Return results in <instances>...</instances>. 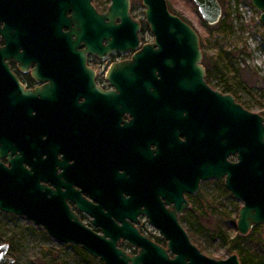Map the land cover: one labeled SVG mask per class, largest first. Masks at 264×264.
I'll return each instance as SVG.
<instances>
[{
  "label": "flooded vegetation",
  "instance_id": "1",
  "mask_svg": "<svg viewBox=\"0 0 264 264\" xmlns=\"http://www.w3.org/2000/svg\"><path fill=\"white\" fill-rule=\"evenodd\" d=\"M48 10L73 14L70 0H0L1 57L21 85L10 80L1 116L13 123L6 129L30 140L24 164L86 227L111 237L114 224L127 222L173 257L153 220L178 222L193 242L200 194L216 178L199 180L187 166L194 156L186 134L157 126L151 96L131 95L129 81L112 73L133 53L101 56L84 44L73 49L76 35L64 36L71 27L62 24L61 35L56 31L61 17L42 25L45 30L30 22ZM17 152L9 150L3 161L11 166ZM118 245L130 255L142 248L124 236Z\"/></svg>",
  "mask_w": 264,
  "mask_h": 264
},
{
  "label": "water",
  "instance_id": "2",
  "mask_svg": "<svg viewBox=\"0 0 264 264\" xmlns=\"http://www.w3.org/2000/svg\"><path fill=\"white\" fill-rule=\"evenodd\" d=\"M142 1L153 41L142 42V21L132 13V0H111L103 12L96 8L93 0H70L73 9L70 17L54 15L59 11L48 10L44 16L36 15L30 22L44 29L42 25H52L61 17L56 31L59 32L62 24L71 27L64 36L76 35L72 46L75 50L84 44L87 52L101 56L132 52L133 59L114 65L112 73L129 81L131 95L143 97L146 94L147 99L151 96L157 126H172L186 134V143L194 156V162H188L187 166L193 167L199 180L224 178L232 195L243 203L237 227L240 234L246 235L254 226L264 224V116L246 108L234 94L215 89L208 83L200 35L190 22L169 9L167 0ZM194 1L209 24L220 21L223 13L220 0ZM251 2L261 12L264 26V0ZM3 51L0 48L2 210L25 215L63 242L81 244L106 264H242L238 253L227 258L207 255L191 241L178 222L153 220L165 233L168 247L176 253L173 257L127 222L114 224L115 232L111 237L98 235L86 227L64 200H57L51 189L41 184L32 169L24 164L25 160L30 161V140L20 138L18 130L6 129L13 123L3 122L1 116L5 113L7 95L11 93L10 80L21 85L1 57ZM127 70L135 72L128 74ZM13 112L14 109L8 108L9 115H14ZM9 150H21L10 158L11 166L2 159ZM195 181L197 185V177ZM122 236L133 245H140V252L130 255L120 248L118 242ZM9 246L7 242L0 246V262L15 264V259L9 255Z\"/></svg>",
  "mask_w": 264,
  "mask_h": 264
},
{
  "label": "rangeland",
  "instance_id": "3",
  "mask_svg": "<svg viewBox=\"0 0 264 264\" xmlns=\"http://www.w3.org/2000/svg\"><path fill=\"white\" fill-rule=\"evenodd\" d=\"M167 2L172 12L198 31L208 83L234 94L246 108L264 116V26L261 12L251 0H220L223 13L216 24L203 18L194 0ZM95 3L105 11L111 0ZM133 5V15L145 27L141 30L143 42L153 41L143 1L132 0ZM242 204L227 188L224 178L206 183L197 205L200 217L193 242L212 257L227 258L238 253L242 264H264V224L254 226L246 235L240 234L237 218ZM5 242L10 245L9 255L15 264H106L81 244L63 242L25 215L0 208V246Z\"/></svg>",
  "mask_w": 264,
  "mask_h": 264
},
{
  "label": "trees",
  "instance_id": "4",
  "mask_svg": "<svg viewBox=\"0 0 264 264\" xmlns=\"http://www.w3.org/2000/svg\"><path fill=\"white\" fill-rule=\"evenodd\" d=\"M133 8H134V5L132 6V9H133ZM147 28H149V26H148ZM141 30L144 31V30H145V27L143 26ZM142 31H141V32H142ZM141 36H142V39L145 38L144 35H141ZM238 238H242V236L238 235Z\"/></svg>",
  "mask_w": 264,
  "mask_h": 264
}]
</instances>
